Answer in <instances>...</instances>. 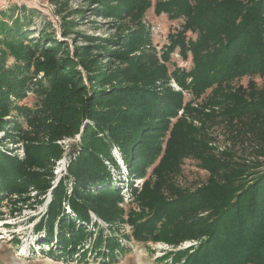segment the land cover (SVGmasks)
<instances>
[{"label":"trees","instance_id":"obj_1","mask_svg":"<svg viewBox=\"0 0 264 264\" xmlns=\"http://www.w3.org/2000/svg\"><path fill=\"white\" fill-rule=\"evenodd\" d=\"M88 1L97 3L91 9L95 14L127 20L128 25L111 36H85L91 44L77 45L73 55L61 54V43L53 38L45 45L44 32L28 37L26 26L0 20V33H4L0 39L4 45L0 47V131H4L0 200L10 199L16 205L32 191L33 200L49 192L46 210L34 228L44 230L46 240L54 238L61 254H76L83 260L88 251L107 260L125 251L114 233L128 223L137 241L161 240L176 246L197 240L166 251L159 257L161 264H264V170L257 169L264 159L253 163L255 169L249 172L243 163L225 156L199 155L213 177L193 191L172 190L174 197L161 195L159 185L145 178L149 167L161 175L167 160L177 159L176 144L187 125L185 89L198 94L215 86L208 108L220 107V114L231 124L237 121L236 133L257 137L263 144L257 157H264V90L249 91L246 98L248 89L242 85L234 91L223 87L230 79L254 74L264 83V0H155L157 13L185 18L184 30L171 37L161 57L140 21L151 0ZM187 30H198V38H187ZM25 39L31 43L24 44ZM175 46L183 53L191 50L190 71L169 70V51ZM7 54L19 63L5 67ZM32 77L35 81L29 85ZM170 80L181 89H174ZM255 83L250 78L248 88ZM26 89L39 93L35 107L17 103ZM181 109L183 116H178ZM12 110L16 116L7 118ZM173 119L176 122L160 157ZM76 136L66 171L54 181L55 162L65 152L61 140ZM5 139L20 145L21 155L3 147ZM189 148L183 154L195 152L193 146ZM113 149L120 153L138 207L127 215L123 195L110 174V166L119 169ZM219 153L230 156L227 151ZM137 179L143 181L139 192L133 185ZM92 214L106 227L98 225L88 250L83 240L91 235L85 225Z\"/></svg>","mask_w":264,"mask_h":264},{"label":"rangeland","instance_id":"obj_2","mask_svg":"<svg viewBox=\"0 0 264 264\" xmlns=\"http://www.w3.org/2000/svg\"><path fill=\"white\" fill-rule=\"evenodd\" d=\"M154 5L155 0H151V6L143 13L140 21L147 30V37L154 45L156 54L161 57V52L168 47L171 37L177 36L184 30L185 18L182 16L172 17L165 11L157 13L154 10ZM95 7H97V3L95 1L89 2L88 0H0V20L6 21L11 26H14L16 21L20 25L26 26L25 29L29 32L28 37H37L44 32L47 34L45 39H43L45 45H50L49 38H53L54 41L61 43V54L68 52L69 55H73L77 45L91 44V42L85 40V36H111L117 32H122L124 25H128V23H125L127 20L116 21L114 18L95 14L91 10ZM78 11L81 12L78 13ZM198 35V30L192 32L187 30V38L193 41L198 38ZM2 38H4V33H0V39ZM23 43L29 45L31 41L25 39ZM0 47L4 48L1 42ZM38 52L39 50H36V56H38ZM169 53L167 63L169 70L181 67L190 71L193 68L194 59L191 50L187 49L183 53L181 52V47L175 46ZM16 62L19 63V61L14 60L12 55L7 54L5 67L12 66ZM78 69H80L79 66ZM31 70L32 67L30 68ZM80 70L83 71L82 69ZM28 75L31 76L32 73L29 72ZM42 75L43 72L41 71L37 74V78H43ZM250 78L256 81L253 88L250 86L248 88ZM34 81L35 78L32 77L29 85H32ZM170 84L176 90L181 89L173 80H170ZM240 85L248 89L244 92L246 98H248L246 93H249V91L258 93L264 90L263 80L257 74L245 75L241 78L235 77L230 79L223 87L225 90L232 89L234 91ZM214 88L215 86L208 87L198 94L190 89L182 90L184 104L189 107L187 108V115L184 116L187 125L180 131L183 136L176 144L178 149L176 150L177 159L167 160L161 175L152 173L153 168L151 166L145 176V178H149L151 184L159 185V193L165 197H174L171 196V192L175 189L193 191L209 183L213 174L204 166L205 164L199 155L205 156L209 153L218 156L220 159L225 156L229 161L233 160L243 163L246 168L248 167L247 171L249 172L255 169L253 163L264 159L263 156L257 157L263 146V144L258 143L257 137L252 135L245 136L240 131L236 133V126L239 125L237 121H234L236 124H231L220 114V111H222L220 107L213 106L208 108V104L214 101ZM39 97V93L36 90L28 89L26 96L17 100V103L35 107L38 104ZM10 99L13 101V97H10ZM201 109L206 112H202ZM182 113L183 110L181 109L178 116H183ZM15 116L16 111L12 110L10 115L6 117ZM18 119L22 126L26 128V122L23 117L19 116ZM183 121L185 120L183 119ZM175 122L176 119L171 121L170 128L162 144L160 157L163 154L167 138H170V130ZM3 135L4 131H0V139H2ZM76 139L77 136L61 140L65 152L55 162L53 168L54 181L64 175L69 159L70 144ZM5 140L7 142H3L5 143L3 147L21 155L22 149L20 145L15 147L14 144L10 143V140ZM205 141L207 142V147L204 146ZM190 146L195 148V152L183 154L190 149ZM220 151H227L230 156H228V153L221 154L219 153ZM112 155L121 163L120 153L117 149H113ZM118 166L119 169L117 170L116 167L110 166V174L113 185H116L123 195L124 202L122 207L127 215L131 209L138 210V207L135 200H133L129 182H125V180L130 181L129 177L126 179L124 176L128 173L120 164ZM257 169L264 170V164ZM120 173L123 175L121 176ZM145 178L143 179L145 180ZM142 182L140 180L133 181V185H138V192L141 189ZM34 196L35 192L32 191L30 196L21 202L22 204L17 203L16 205L10 199L0 200V264H161L159 257L165 254L166 251L177 250L178 248L197 243V240H185L175 246L161 240L137 241L130 235L131 226L128 223H124L114 235L119 234L121 242L126 248L125 251L116 252L114 259L107 260L100 254H96L95 251H88L85 260L80 259L76 254L73 256L64 255L59 252L60 247L55 244L54 238H52V241H48L44 235V230L36 232L34 228L40 216L46 210V205L50 199L49 192L41 195L38 200H33ZM66 211L70 213L68 209ZM91 217L92 221L85 225L86 232L91 233V235H88L83 240V247L86 248L89 245L88 250H90L91 244L90 236H94L97 233L98 225L106 227L105 223L93 214ZM105 231L108 232L107 229ZM107 234L111 235L113 233L108 232ZM38 238L39 241L35 242L34 239ZM50 248H52V252ZM76 249L81 251L82 247L77 246Z\"/></svg>","mask_w":264,"mask_h":264}]
</instances>
